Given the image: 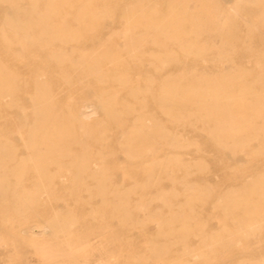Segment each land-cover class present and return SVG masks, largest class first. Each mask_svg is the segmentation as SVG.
I'll return each instance as SVG.
<instances>
[{"label":"rangeland","instance_id":"374dc122","mask_svg":"<svg viewBox=\"0 0 264 264\" xmlns=\"http://www.w3.org/2000/svg\"><path fill=\"white\" fill-rule=\"evenodd\" d=\"M57 1L61 6L59 13L72 28L78 26V21L74 19L75 14L80 13L87 4L98 20L96 31L86 38L64 44L54 42L51 46L63 50L66 56L72 55L73 61L78 62L80 54L86 52L91 45H88L87 39L92 40L98 34L104 35V42L109 49L122 52L130 82L125 87L111 82H99L95 77L83 75L81 66H74L79 74L70 79L69 96L79 106L78 116L84 115L83 122L91 127V132L85 135L74 125L76 135L74 134L75 140L70 142L69 151L63 156L49 159L51 162L46 168L45 176L39 177V186L36 177L31 178V174L22 175L18 190L23 192L33 187L32 189L43 192L30 209L22 208L16 216L12 209H7L0 196V264H260L259 259L264 260V228L253 233L257 235L258 232L257 236L251 234L238 237L237 229L243 227L245 221L243 213L235 210L227 214L216 198L231 191H243L250 183L264 176V136L259 134L234 140L218 138L213 133L212 120L204 118L205 111L198 112L192 108L181 107L170 108V111L166 106L167 102L163 103L159 98V88L164 82L183 74H210L209 77H215L236 68H247L252 76L259 72L264 79V58L257 62L250 59L243 63L225 58L218 60L219 55L234 57L243 49L255 53L257 57L264 54V17L259 16L264 15L261 10L264 0L258 4L252 0H216L224 10L228 6L236 8V12L229 16L232 26L237 27L241 35L246 31L249 33L244 37V44L240 46L234 40L223 42L222 36L215 32L205 34L203 39L210 46L223 47L220 51L211 50L204 56L185 58L177 42L155 45L152 37L145 34L143 26L132 27L133 38L143 40L140 45L136 44L143 51V62L124 56V36L121 33L125 26L119 15L130 6L137 8L135 13L138 15L150 11L151 8H158V14L161 15L168 0H93L91 3L88 0ZM48 3L49 0H11L10 3L0 1V21L11 12L16 17L15 21L31 23L36 17L46 13ZM239 15L244 17V21ZM109 44H112V48ZM231 46L236 48L229 51ZM22 48L19 44L13 45L17 53ZM162 51L176 54L179 58L161 65L155 61L154 56ZM105 62L102 60L101 63ZM18 64V71L24 72V60ZM107 67L109 65H104L103 71ZM54 79L57 77L54 76ZM62 84L63 80L60 78L53 92L59 94L63 89ZM135 88L139 92L133 98L130 94ZM29 96V93L21 92V102L19 101L27 115L31 111ZM109 96L116 99L118 111L125 115L129 113L130 118L137 115L147 116L151 132L152 129L158 130L166 136L164 139L156 138L146 142H156L153 145L154 151L141 154L127 151V148L136 146V141L126 138L129 132L128 123H118L107 116L102 103ZM70 99L63 98L62 102L68 103ZM74 110L70 108V111ZM12 112L16 117L21 116L18 108H13ZM168 112L179 118L172 119ZM191 112L195 116L187 117ZM15 116L10 117L11 127L15 123ZM73 120L69 119L77 124V120ZM12 139L19 145L17 134H13ZM241 143H246L247 147L239 146ZM19 151L24 153V148L19 147ZM78 166L81 169L87 166L88 169L80 171ZM7 175L13 180L10 173ZM249 198L256 200L258 194H249ZM55 211L64 217H71L72 227L69 226L58 234H42L33 243L18 242L15 239L16 236H24L18 232L19 228L36 222H46ZM180 224L189 227L190 231L185 235L173 233L167 240L168 231L176 230ZM214 238L218 242H211Z\"/></svg>","mask_w":264,"mask_h":264},{"label":"bare ground","instance_id":"6f19581e","mask_svg":"<svg viewBox=\"0 0 264 264\" xmlns=\"http://www.w3.org/2000/svg\"><path fill=\"white\" fill-rule=\"evenodd\" d=\"M0 1L10 3L11 0ZM92 1L93 0H88V3ZM57 2V0H49L46 13L39 15L36 17V20L31 23L25 24L20 21H15L14 18L16 17L11 12L5 15V18L0 21V196L7 209H12V212H14L16 216L20 214L22 208L30 209L35 200L38 199V196L43 193L36 188V190L32 189L33 187L23 192L18 190V185L22 182V175L31 174V178L36 177L39 186L41 182L39 177L45 176L46 168L51 162L49 159L53 156H63L66 151H69L70 142L72 143L75 140L74 125H77L79 130L85 135L91 132V127L89 128L83 122V120H85L83 119L84 115H81L82 117L78 116L79 106H76V103L72 102L69 96L71 93L69 89L71 80L73 77L77 76L76 74H79L74 66H81L84 71L83 75L95 77L94 79L99 82L116 83V85L121 87H125L130 82L125 71L126 61L122 58V52L112 48V44H109L112 50L109 49V46L107 47L104 42V35L101 36V34L96 33L98 34L96 38L92 40L90 38L87 39L88 45H91L87 51L84 49L86 52L80 54L78 59L76 58L78 62L73 61L74 57L72 55L66 56L62 52L63 50L51 46L54 42L64 44L86 38L87 35H91L96 31V20H98L97 15L90 11L88 4H85L86 6L84 9L74 16V19L78 21V26L72 28L69 26V23L63 20V15L59 13L61 6L60 3ZM252 2L258 4L261 0H252ZM166 5L164 13H161V15L158 14V12L160 13L158 8H151L150 11L142 12L138 15L135 13L137 8L135 9V7L131 6L128 9L125 8L123 10L124 13L119 15V17L124 20V25L122 23L121 25L125 26V30L121 33L124 36L123 43L125 45L123 47V53L125 57L131 58L137 62L142 60L143 51L139 46H136V44L140 45L143 43V40L133 38L131 31L132 27L134 28V26L138 25L145 28V34L152 37V43L155 45L171 41L172 43L177 42L179 44V50L185 58H189V56L190 58L204 56L211 50L215 49L220 51L222 49V45L213 48V46L206 43L203 39L205 34L215 32L222 36L223 42L234 40L239 46L244 44V37L248 36V31L244 32V35H241L239 29L233 27L234 25L232 26L231 24L229 16L233 12H236V8L228 6L226 7L227 9L224 10L219 6L220 4L218 5L216 0H168ZM141 8L145 9V6L141 5ZM261 10L264 11V7H261ZM259 16L260 18L264 17L263 14ZM32 27H36V29L34 30ZM15 44H19L23 47L18 53L13 49V45ZM115 46H118V44H115ZM234 47L236 48V46H231L228 50H233ZM69 52L71 51L69 50ZM212 56L215 55L213 54ZM178 58L179 56L176 54H170L166 51H162L159 54L157 53L154 56L155 61H158L161 65H166L169 61H177ZM210 58L211 56L209 59ZM223 58L239 63L249 61L250 59H255L254 62H257L258 59L264 58V54H259L257 57L255 53L243 49L234 57L230 55L218 56V60ZM23 60L26 64V69L24 72H19L18 69L20 67L18 63ZM102 60L106 62L102 64ZM104 65H109V67L103 71L102 67ZM146 67L148 68V66ZM223 67H225V65ZM216 70L214 72H216ZM209 75L201 76L200 74L197 76L194 73L183 74L166 83L164 82L159 88V98H161L163 103L167 102L166 106L169 110L170 108L181 107L192 108L198 112L205 111L204 118L212 120L214 124L213 133L218 135V138H230L234 140L242 139L243 137L257 136L259 134L264 136V79L262 75L258 72L256 75L252 76L247 68L228 70L221 76L215 75V77H209ZM47 76L49 79H44ZM54 76H56L57 79H54ZM60 78L63 80V89L59 94H56L53 92V88L58 86ZM150 85H153V83ZM21 92H26L30 95L29 101L31 103V111L28 115L25 113L23 106L19 103ZM138 92V89L135 88L131 91L130 95L136 98ZM63 98H69L70 100L68 103L62 102ZM116 105V99L111 96L107 97L102 103L103 108L107 111V116L110 117L112 121L128 123L129 132L126 138L131 141H136V146L127 148L128 152L132 154L152 152L155 150L153 145L156 142L153 144L146 142L155 140L156 138H166V136L159 133L158 130L152 129L151 132V126H149L150 123L148 122L149 118H147V116L137 115L130 118L129 113L125 115L121 111H118ZM160 105L163 106L162 103H160ZM13 108H18L21 116L16 117L12 112ZM70 108L75 110L70 111ZM64 109L68 111L65 112ZM94 113L95 112H93V114ZM168 115L174 120L179 118V116L171 115L169 112ZM11 116H15L13 127L10 126ZM190 116H195V113L191 112L187 115V117ZM68 118L77 120V124L70 122ZM74 120L73 122H75ZM13 134L18 135L19 145L13 142ZM238 145L245 146L247 144L241 143ZM19 147L24 148V153H20ZM78 169L81 171L88 168L85 166L81 169V167L78 166ZM230 169H232V167ZM7 173H10L13 180L9 179ZM259 175L261 176V174ZM42 187L45 188V186ZM252 193L258 194L256 200H251L249 198V194ZM216 199L217 203L223 206V210L226 211L227 214L235 210H241L243 213L245 221L243 227L237 229L236 235H238V237L251 235L256 230H260L262 227L264 228V176L250 183L243 191H231ZM72 223L73 219L71 217H64L60 212L55 211L52 212L51 218L46 222H36L25 228H19L18 232L20 234L22 233L24 236H16L15 239H17L18 242L33 243L35 238L42 234H58L64 232ZM188 228L189 227H185L184 224H180L176 230L170 229L167 233V240L170 238L169 235L173 233L177 235L187 234L190 231ZM211 242L215 243L218 241L214 238V240L211 239ZM249 244L247 246H249ZM215 247H217V245ZM39 251L44 252L43 249H39ZM259 263L264 264V260L259 259Z\"/></svg>","mask_w":264,"mask_h":264}]
</instances>
